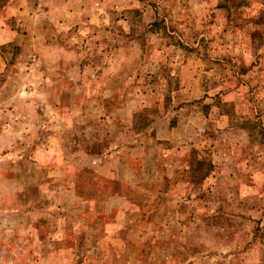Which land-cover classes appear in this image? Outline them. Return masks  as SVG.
I'll return each instance as SVG.
<instances>
[{"label":"rangeland","instance_id":"374dc122","mask_svg":"<svg viewBox=\"0 0 264 264\" xmlns=\"http://www.w3.org/2000/svg\"><path fill=\"white\" fill-rule=\"evenodd\" d=\"M21 1L0 9V264H264V0ZM97 172L174 211L122 231L136 208ZM218 206L209 236L186 225Z\"/></svg>","mask_w":264,"mask_h":264},{"label":"crops","instance_id":"0c3cea01","mask_svg":"<svg viewBox=\"0 0 264 264\" xmlns=\"http://www.w3.org/2000/svg\"><path fill=\"white\" fill-rule=\"evenodd\" d=\"M7 4H10V7H12V8H19L20 9L21 7H23V5H22L23 3L21 0H10V1L7 0L6 5ZM158 140L159 139H157V141L155 142L156 145H160V143H162V141H158ZM144 146H148V145H144ZM134 147L138 148L140 146L134 145V146H130L129 148L134 149ZM195 151H197V149H192L190 152V155L188 156V157H190V160L188 159L189 166H192V163H193V165L195 163V162H192V152H195ZM198 152L205 153L206 151H199L198 150ZM121 153H124V147L120 148L114 154V155H117V158H120V159H115V160L114 159L113 160H109V159L106 160L105 159V160H102L103 161L102 164H106L104 166H108L109 164L112 165L114 162L118 161V164L123 165L124 163H126V160L121 157V156H124V154H121ZM151 161H154L155 164L157 165L156 173L158 174V177H157V181H155L154 183L156 184L157 182L161 183L163 181L164 182L167 181L168 176L162 175V174H164L162 171V170H164V167L163 166L161 167V164H163V157H162L161 153L156 154V156L154 158H152ZM210 163L213 166V170L206 177L201 179L203 186H204V183L208 180V178L212 175V173L215 170L214 161H212V162L210 161ZM182 168H183L182 162L181 163L177 162V164L174 167H173V164H171L172 177H171V179L168 178L171 183L177 184L180 182L178 175L181 172L186 173L185 172L186 170H180ZM137 172H139V170ZM187 174H188L189 178H191L190 173H187ZM97 175L102 180H104V181L106 180V182L108 180V183L110 184V186H111V184H113L112 187L115 188V191H113V193H110L108 195L110 198L119 196L120 198H123L124 200H128L130 202V204L136 208L135 209L136 212H134L132 210V212L130 213L131 216H130V219L128 220V225L125 228H123L122 231H127V232H131V233L136 232V231L139 232L143 228L147 229V226H150L151 228H153V231H154V228L159 227V225H161L160 224V221H161L160 217L164 213L165 214L168 213V211H170V209H173V211H174V208L172 207L171 204L175 202V199L173 201V198L170 197V193H168V192H161V193H159V195L157 197H156V195L155 196L154 195H148V196H144V197L140 198V197H136L135 195L125 193L124 192V184L125 183H123V181H121L119 179H111L109 177V175H103L102 173H98ZM189 183H190V181H189ZM118 189L120 190V193L117 191ZM123 192L125 195L121 194ZM208 193H210V191ZM208 193L202 192V197H200V198L193 197V198L197 199V200L199 199L203 202H206V200H209L211 202V199L209 196L204 198L205 195H209ZM193 204L196 205V203H193ZM206 204L209 205V203H206ZM206 204L204 206H206ZM166 208H169V209H166ZM217 208L218 209L216 211H211V210L206 209L207 212L202 213V214H205L208 212H214L215 214L211 213V214H205L202 216H200V215H198V213H196V209H193L192 213L188 212L187 217H191V218H190V221L187 222L186 225L189 226V224H190L194 228L197 227V228H202V229L204 227L205 229H207V232H206L207 234L205 236H209V234H210L209 232L212 231V229L215 230V229L221 228V225L218 224L217 222H215V220L217 219V217H216L217 215H218V218L221 217L219 214H222V211H221L222 208H221V206H218ZM203 209H204V207H203ZM199 211H201V210H199ZM104 215L111 216V214L109 212L103 211V215L101 217L100 216H98V217L94 216L92 222H96L100 218H103ZM168 231L169 230H167L166 233H168ZM151 239L153 240L154 243H157V240H155L154 237H151L150 239H148L147 242L144 241V243H148V242L151 243V241H150ZM92 241L97 242L98 240L94 239ZM248 244L251 246L253 245V243H248ZM242 251H243V248H241V247H238L235 249V252L233 254V255H235L233 261H236L237 255H239V253ZM187 262H190L191 264H198L197 260H195V259H189V260H187Z\"/></svg>","mask_w":264,"mask_h":264},{"label":"trees","instance_id":"16d2710c","mask_svg":"<svg viewBox=\"0 0 264 264\" xmlns=\"http://www.w3.org/2000/svg\"><path fill=\"white\" fill-rule=\"evenodd\" d=\"M7 2V0H0V9L2 8V6ZM199 157L202 158V160L199 161V173L200 176L197 178L198 180H201L202 178L206 177L212 170H213V166L212 164L209 163H205V153H196Z\"/></svg>","mask_w":264,"mask_h":264}]
</instances>
